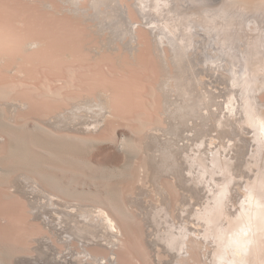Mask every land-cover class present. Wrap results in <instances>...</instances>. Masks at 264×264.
Returning a JSON list of instances; mask_svg holds the SVG:
<instances>
[{"label":"bare ground","instance_id":"1","mask_svg":"<svg viewBox=\"0 0 264 264\" xmlns=\"http://www.w3.org/2000/svg\"><path fill=\"white\" fill-rule=\"evenodd\" d=\"M12 1L0 0V39L4 38L0 43L4 42L3 46L6 45V51L3 50L4 53L3 51H1L2 54L0 53V64H4L6 73L14 75V79L16 78L19 82L13 81L1 86L0 94L3 92L5 95L2 93L0 96H6L3 98L8 100L17 89L20 90L19 96L15 98L12 96V100L6 101V107L11 115L9 120L12 125H10L14 126L16 121L24 120L32 114H48L63 108V114L36 122L32 129L42 132L46 130L49 134L51 132L55 139L57 137L54 131L68 134L66 138H60L63 135H59L57 139L64 144L70 143L72 150L74 143L94 148L110 141L109 144L116 145L120 153L126 154L136 149L138 153L143 152L146 158L137 171L139 178L135 186L120 184L123 174H117L119 170L112 166L110 168L106 163H104L106 165L98 164L99 166L96 167L90 162L95 167L92 170L89 168L91 174L88 175L76 172L72 166L58 168L47 163V167H44L47 170L53 168V171L58 169L71 174L70 177L68 176L70 181L67 179L69 183L66 184L60 182L59 176L56 178L55 174L47 175L39 170L40 173L36 175L28 173L17 175L16 181L19 183L15 181L13 184L15 193L26 199L29 208L26 213L34 217L33 222H28L34 232L27 235L26 239L28 244H36L34 247L29 245L28 249L32 252L36 251L37 256H25L26 263L139 264L138 258L132 251L133 248L143 250L145 258H149L155 264H264V171L260 169L253 181H251L252 177L251 180L247 178L250 177L246 176L247 174L245 177L242 175V169L239 168L241 172L238 168L233 171V166L238 164L243 166L245 158L239 161V158L229 156L227 149L223 151L222 148L218 152H214V149L212 153L206 151L213 146L209 137L206 140L208 142L206 150L194 149V158L197 159L193 158L191 162L193 164L199 162L205 166L207 161L215 163L218 160L219 165L227 167L224 176L215 177L212 173L209 174L207 169L201 171L200 168L193 167V164L187 165L184 156L187 155L186 159H189L190 150L182 151L181 143H184L185 148H188L192 141L198 148L199 144L198 138L196 139L193 134L194 129L189 127L191 123L180 114L181 111L188 113L189 110V106L185 103L186 95H179L180 90L184 88L187 90L186 93L192 91L193 88L190 90L188 88V82L194 78L195 70L202 59H211V62L219 66L213 71L215 76L210 79L216 78L220 81L221 78L224 81L229 75V79L233 78V80L230 79L228 85L220 81L225 88L231 86L230 81H235L240 74L236 64L233 66L234 72L229 71L232 67L230 62L224 65L216 63L218 54L223 51L227 53L230 48L228 42L235 30L231 29V24H244L248 28L243 29L244 36L243 33H239L241 39L243 37L247 39L248 48L245 44L243 52L246 53L247 62L252 65L245 80L264 85V17L260 20L257 16L258 13L264 16V0H219L222 6L216 13L218 19L209 16V21L203 17L194 19L191 17L193 14L190 13L191 16L186 14L187 11L189 13L191 2L194 0H127L128 3L133 1L129 6L133 10V16L128 15V10L123 8L125 0H17L22 2L20 3L22 8L17 13H13L15 9L13 10L12 6L15 3H11ZM27 1L31 3H25ZM84 5L89 6V9H84ZM91 11L96 13L95 17L98 19L96 21H99L94 25H92L95 21ZM252 13L256 16L247 17L246 14ZM52 15L58 17L67 15L66 17L70 19L51 21L48 18ZM131 18H136L137 21L133 23ZM223 18L227 22L226 25L221 23ZM217 26H225L227 31L223 35L228 38L227 41L222 36L215 37L219 34L216 31L219 28ZM88 31L98 35L100 40L97 44L92 45L86 42L90 36L84 35ZM65 32L72 33L73 36L64 38ZM106 34L111 36L105 39L103 36ZM14 44L19 51H15L12 57L10 51L14 48L11 50L10 48ZM207 47H211V50ZM14 58L15 63L12 62ZM12 64H15L14 67ZM86 64L95 65L96 68L90 66L86 68ZM153 64L158 70L157 83L154 84V79H151V91L146 94L148 82L144 74ZM77 66L80 72L75 69ZM48 67L54 68L61 74L69 68L72 72L71 80L63 86L62 79V87L57 91L52 90L49 84L47 90L50 94L42 95L37 83L43 75L42 69ZM110 68L117 71L109 73ZM177 76H179L178 80H176ZM195 79H197L196 76ZM45 80L49 81L48 78ZM196 82L201 85L210 83V81L205 82V79ZM197 85L194 87L198 88ZM86 87H89L91 91L87 92ZM229 88L226 89L230 91ZM209 89L206 88L205 95L208 96V102L211 100L210 97H217L222 99L223 103L225 99L223 95L226 92L222 93L219 90L215 92V89H211L213 91ZM159 93H162L165 98L163 113L159 110L161 102ZM192 93L193 96L195 92L192 91ZM188 94L191 95L189 92ZM199 94L194 95L196 101L202 96ZM237 101L240 104V101ZM211 104L212 106L209 104L205 108L208 112L202 117L207 121H210L211 117L215 118L212 116V108L220 103ZM70 105L73 106L72 109L67 108ZM260 106L262 105L256 101L251 108L259 110ZM193 113L195 116L194 111ZM200 117L201 115L199 120ZM202 118L200 123L203 121ZM122 123H125L130 130V136L119 135L118 130ZM164 124L170 127L166 130L161 127ZM198 125L202 126L199 123ZM49 128L54 131L52 132ZM205 128H207L206 125ZM238 128L236 126L232 129L236 133L235 129L238 130ZM259 129H262V139H264L263 122L259 124ZM177 130H182L180 135L176 132ZM143 132H146L144 141H140L139 136ZM221 132L224 135L223 131ZM182 133L188 134L187 137L183 135L186 141L185 138L181 140ZM235 133L229 132V137L230 134L232 136ZM239 134L236 133L233 137L236 138ZM176 136H180V140ZM216 137L217 135L215 139H218ZM175 139L178 141L176 142ZM7 142L11 148L19 147L20 151L21 148L29 151L28 142L19 141L21 145L18 146L17 141L7 140L0 134V144L6 146ZM36 142L32 144L35 143L33 145L37 147L39 143ZM247 143L246 145L250 144ZM41 144L39 149L48 159L50 156L53 157L52 160L55 158L56 162L70 163V165L83 162L82 155L79 159V157L70 156L72 152L54 153L49 151V148V150L44 149V145L42 144V147ZM75 146L78 147V145ZM248 147H246L248 151L249 148L253 150V147ZM243 150L242 148L241 151ZM42 153V156L32 160L38 168L45 163L41 159L44 156ZM189 156H192V153ZM133 157L136 158L134 155ZM258 157L264 161V151L262 155L259 150ZM88 167L86 165V168ZM44 168L40 169L46 171ZM2 170L0 168V171ZM77 176L90 179L91 186L87 188L85 183L80 185L81 180L79 182L77 180L78 183L74 180L72 183L71 181ZM145 177L146 182L143 181ZM119 179V184L115 187L111 186L112 190L107 182ZM221 180L226 188L223 191L224 195L216 200L209 194L214 193L217 182ZM97 181H104L103 188ZM207 198H210L208 202L205 200ZM211 198L214 200L212 201ZM235 201L236 204H234ZM193 216L196 219L191 220ZM132 239L136 246H140L139 248L133 246ZM120 253L123 255L120 256ZM0 255L3 254L0 253ZM14 257L17 264L22 262L19 256Z\"/></svg>","mask_w":264,"mask_h":264},{"label":"rangeland","instance_id":"2","mask_svg":"<svg viewBox=\"0 0 264 264\" xmlns=\"http://www.w3.org/2000/svg\"><path fill=\"white\" fill-rule=\"evenodd\" d=\"M12 1V0H11ZM220 1H224V0H220ZM219 0H194L193 2H191V7H190V9H189V13H188V11L186 12V14H189V16H191V14H193L191 17L192 18H194V19H200V18H204V19H208V21L210 20L209 19V16H212V17H214V18H216V19H218V16L216 15V13L221 9V6H222V3L220 2ZM129 2H131V3H133V1H129ZM219 2V3H218ZM11 3H15L12 7V9L14 10V12H13V10H12V12L13 13H17L18 11H20L21 10V8H22V6H21V4L20 3H22L21 1H17V0H13ZM25 3H31L30 1H27V2H25ZM25 3H23V4H25ZM124 4V6H123V8L124 9H126V11H127V14L129 15H131V16H133L134 14H133V10L131 9V8H129V6L131 5V3H128V1L127 0H125L124 2H123ZM155 4H156V2H155ZM212 4V5H211ZM218 4H219V6H218ZM221 4V5H220ZM24 6H26L27 7V5L25 4ZM89 6H85L84 5V9H89L88 8ZM29 8V7H28ZM182 11V10H181ZM194 11V12H193ZM94 17H93V19H94V21H95V23H93L92 25H94V24H96V22L98 23L99 21H96V20H98L97 19V17H95V12L93 13V11H91L90 12ZM191 13V14H190ZM200 13V14H199ZM204 13V14H203ZM259 15H257L258 17H259V19L260 20H262V18L264 17L261 13H258ZM195 15V16H194ZM247 15V17H251V16H256L255 14H246ZM67 15H65V16H62V17H58V16H55V15H52L51 17H49L48 19L49 20H51V21H60V20H62V19H66V20H68V19H70L69 17H66ZM217 16V17H216ZM15 17V16H14ZM252 18V17H251ZM15 19V21H16V19H17V16H16V18H14ZM224 19L225 18H223V20H222V24H224V25H226L227 24V22L226 21H224ZM131 20V22H136L137 21V19L136 18H134V19H130ZM63 21V20H62ZM93 21V22H94ZM221 21V20H220ZM227 21H228V19H227ZM74 23V22H73ZM240 23V22H239ZM246 24V23H245ZM219 27V28H218ZM246 26L244 25V24H242V25H240V24H238V25H236V24H231V29H235L234 30V32H233V35L230 37V42H228V45H229V47L230 48H228V50H227V53L229 54V55H227V53H225L224 51L223 52H221V54H218V61L216 62V63H220V64H222V65H224V63H226V62H230V65L232 66L231 68H229V71H234V68L235 67H233L234 66V64H236V67L239 69V71H240V74L237 76V78H235V81H230V84H231V86H228V87H230L229 89H230V91L229 90H227L228 89V87H224V85L223 84H221V83H224V84H227L228 85V83H229V80L230 79H232L233 80V78H230L229 79V75L227 76V79L226 80H221V78H220V81H221V83H220V81L219 80H216V78L214 79V78H212V79H210V77H214L213 76V74L215 73V72H213V71H215V68H217V67H219V66H217V65H215V63H213V62H211V59H202V60H200V64L198 65V67H197V70H195L196 72L194 73L195 74V76H196V78L197 79H195V76H194V78L191 80V82H188L189 83V86H188V88H189V90H190V88L192 89V91L193 92H195L194 93V95L196 96V94H199L200 92L202 93L203 92V94H199V96L200 95H202L201 97H200V99H197L198 101H196L195 99V97H194V95L192 96V91L190 90V91H188L191 95H189L188 94V92L186 93V89L184 88V89H182V90H180V92H179V95H181V94H183L184 96H185V103L187 104L186 106H189L188 108H189V110H188V113L186 112V111H181L180 112V114H182L183 115V117H185V118H187L186 120H187V122L189 121V123H194L193 125H191V124H189V127L191 126V129H194V131H193V134H194V136H196L195 138L197 139V142H198V144H199V148L196 146V145H193L194 144V142L192 141V142H190V144H189V146H188V148H185L184 147V143H181L182 145H181V148H182V151H189L190 153H189V155L192 153V156H189L188 155V157H189V159L187 158L186 159V156H184V158H185V160H186V163H187V165H192L193 163L191 162V161H193V158H194V149H198V150H200V151H205L206 150V143H208L206 140L208 139V137L212 140V142H213V146L212 147H210L209 148V150H206V151H208V152H211L212 153V151H214V152H218V151H220V150H222L223 149V151L225 150V149H227V153L229 154V156H231V157H237V158H239V161H241V160H243V158H245V160L243 161V166H240V164H238L237 166H233L232 167V170L233 171H236V169L238 168V170H239V168H240V170L242 171H240L241 173H242V175H244V177H245V175L246 176H250V177H247V178H249V180H251L250 178L252 177L253 179L251 180V181H253L255 178L254 177H256V174L260 171V169L262 170V171H264V161L263 160H260L259 159V157H258V154H259V150L261 151V153H262V155H263V151H264V139H262L263 138V131H262V129H259V124H261L262 122L264 123V121H262V119L264 120V85H258V83L257 82H248V81H246L245 79L247 78V72H248V70L250 69V67L252 66L251 64H249L248 62H247V56H246V53L245 52H243V51H245V44H246V48H248V46H247V43H246V41H247V39L245 38L244 39V37L241 39V35L239 34V33H243L242 35L244 36L245 35V32H244V28H245ZM217 28L218 29H216V31H218V33L219 34H217V35H215V37H217V38H219L220 36H222L223 37V39H225L226 41H227V39L228 38H226V36L225 35H223V34H225L226 33V31L227 30H225V26H217ZM223 28H224V31H223ZM222 29V30H221ZM242 29V30H241ZM246 30L248 29L247 27L245 28ZM220 31V32H219ZM90 33V34H89ZM72 33H69V32H65V37L64 38H66V37H68V36H73V35H71ZM89 35L90 37L88 38V40L86 41L87 43H91L92 45H95V44H97V42L100 40L99 39V37H98V35L97 34H94L93 35V33L92 32H90V31H88V32H85V35L84 36H86V35ZM237 34V35H236ZM3 35V34H2ZM92 35V36H91ZM82 36V35H81ZM109 36H111L110 34H106L105 36H103L105 39H108L109 38ZM107 37V38H106ZM4 39V38H3ZM3 39H2V37H1V39H0V41L2 40L3 41ZM94 40V41H93ZM1 41V42H2ZM229 41V40H228ZM234 43H236V44H234ZM1 45H0V48L2 47H4L3 49L1 48L0 49V53L2 54V52L1 51H6L5 49V46L6 45H4L3 46V44H4V42H3V44L2 43H0ZM234 44V45H233ZM241 44V45H240ZM21 45V44H20ZM16 46V44H14L13 46H11L12 48H10V50L11 49H13V51H10L11 52V55H12V57H13V55L16 53V52H18L19 50H17V47H15ZM232 47V48H231ZM207 48H209L208 50H211L210 48L211 47H207ZM4 51H3V53H4ZM16 51V52H15ZM14 52V53H13ZM245 53V54H244ZM235 55H237V56H235ZM1 56V55H0ZM246 57V58H245ZM244 58V59H243ZM12 62L13 63H15L16 61H15V58L12 60ZM199 62V61H198ZM233 64V65H232ZM4 64H0V88H1V86H3V85H5V84H9V83H11V82H17V83H19L18 82V80L15 78L14 79V75H12V74H7L6 73V67H4L3 66ZM13 65V67H14V65L15 64H12ZM67 66H69V65H67ZM92 67V68H96V66L95 65H92V64H86V68L87 67ZM109 66H111L110 64H109ZM241 66V67H240ZM12 67V66H11ZM13 67L12 68H10L11 70L13 69ZM210 67V68H209ZM214 68V69H213ZM236 68V69H237ZM3 69L5 70V71H3ZM75 69H77V72H80L79 70V67L77 66ZM213 69V70H212ZM2 71V72H1ZM117 70H113L112 68H110V70H108V72L109 73H114V72H116ZM157 66L156 65H152L151 67H150V70L147 72V73H145L144 74V77H146V79H147V85H148V89H147V91H146V94H149V92L151 91V79H154L153 81H154V84L155 83H157L156 82V78H157ZM211 71H212V74H211ZM242 71V72H241ZM42 73H43V75L41 76V78H40V80L38 81V87H40V89H41V93H42V95H47V94H50V92H48V87H49V84L51 85V87H52V90H54V91H57L58 89H61V84H62V82H61V80L63 79V86H65L66 85V83H70V80H71V71L69 70V68L68 69H66L62 74L60 73V72H58L57 70H55L54 68H52V67H48L47 69H42V71H41ZM54 73V74H51V73ZM235 72V71H234ZM234 72L232 73L233 75H234ZM206 73V74H205ZM197 74H199L198 76H197ZM202 74V75H201ZM201 75V76H200ZM204 75V76H203ZM211 75V76H210ZM232 75V76H233ZM205 76H207V77H205ZM199 77H201L200 79H199ZM45 78H48L49 79V81L47 80H45ZM177 78H179V76H177L176 77V80H178ZM259 80H260V78L259 77H257ZM203 79H205V82H207V81H210V83H204V85H201V83H199V82H196V81H199V80H203ZM206 79H208V80H206ZM223 79V78H222ZM225 79V78H224ZM15 80H17V81H15ZM175 80V79H174ZM173 80V82L175 83V81ZM195 80V81H194ZM215 80V81H214ZM242 80V81H241ZM215 82V83H213V82ZM219 81V82H218ZM227 81V82H226ZM204 82V81H203ZM226 82V83H225ZM259 82V81H258ZM195 85H194V84ZM197 83H198V85H197ZM219 83V84H218ZM176 84V83H175ZM200 84V85H199ZM210 84V85H209ZM256 84V85H255ZM191 85V86H190ZM199 86L198 88H197V90H195L196 88L194 87V86ZM208 85H209V87H208ZM249 85V86H248ZM203 86V87H202ZM216 86V87H215ZM217 86H219V87H217ZM226 86V85H225ZM236 86V87H235ZM215 87V88H214ZM195 88V89H194ZM201 88V89H200ZM203 88V89H202ZM206 88L207 89H209V90H211V89H213L215 92H216V90L218 91L219 90V92H221L222 91V93H224V92H226V93H224V101H223V103H222V99H217V97L216 98H212V97H210V99L211 100H213V102L210 100L209 102H208V96H205L206 95ZM218 88V89H217ZM2 89V88H1ZM89 89V90H88ZM238 89L240 90V91H238ZM248 89V90H247ZM44 90H46V91H44ZM86 90H87V92H89V91H91L90 90V88L89 87H86ZM202 90V91H201ZM213 90H211V91H213ZM43 91V92H42ZM198 91H200V92H198ZM224 91V92H223ZM228 91V92H227ZM239 93H238V92ZM242 91V92H241ZM2 92V91H1ZM17 92H18V94H17ZM85 92V91H84ZM236 92V93H235ZM3 93V92H2ZM1 93V94H2ZM0 94V95H1ZM19 94H20V90L19 89H17V91L12 95L14 98L15 97H17V96H19ZM188 94V95H187ZM3 95H5L4 93H3ZM204 95V96H203ZM236 95H241V96H236ZM2 96V95H1ZM0 96V104L3 106H1L0 105V107H1V112H2V114L0 115V119H1V121H0V134H2L4 137H6L7 138V140H15V141H17V145L18 146H20L21 144H20V142L19 141H22V142H28L29 144H30V147H29V151H27V150H24V148H21V151H20V149H19V147H18V149L17 148H11V146H10V144H9V142H7L8 144H6V146H3V145H1L0 144V168L1 169H3L2 171H0V250L2 249L3 251H4V253H3V251L1 250L0 251V253H2L3 255H0V259H1V261H0V264H17V261H16V259H15V257L14 256H19L20 257V259L22 260V262H20L19 264H30V263H26L27 262V260H26V258H24L25 256H30V257H32V256H37V253H36V251L35 252H32V251H30L28 248L31 246V247H34L35 245H30V244H28L27 242V239H26V237H27V235H29V234H31V233H33L34 232V229L31 227V225L28 223L29 221L30 222H33V220H34V217H33V215H30V214H28V213H26V212H28L29 210V208H28V203H27V201H26V199H24L22 196H20L19 194H17V193H15V188H14V185L13 184H15V181H16V178H17V175H19V176H21L23 173H25V174H32V175H36L37 173H40V172H42V173H45V174H47V175H54L56 178H57V176H59V180H61L60 182H63V183H69V178H68V176L70 177V175L71 174H69V173H64V172H62V171H59L58 169H56V170H54L53 171V168H51V169H46V168H44V167H47V165L49 164L50 166H53V167H61V168H70L71 166H72V168H74V170L76 171V172H78V173H83V175L84 174H86V175H88V174H91V171H90V169L92 170L93 169V167H97V166H99L98 164H100V165H102V164H104V163H106L107 164V166L109 165V167L111 168V166L112 167H116L119 171L117 172V174H119V175H121V174H123V178H121V183L120 184H123V185H128V184H134V186H135V184L137 185V183H138V178H139V175H138V172L137 171H139L138 169H139V167H140V165H143L144 164V161H145V155H144V153L143 152H141V153H138V151L136 150V149H134V150H131V151H129V152H127L126 154H124L123 152L122 153H120L119 152V150H118V148H116L117 146L116 145H114V144H109V142L107 141V142H105V143H107V144H105V143H103V145L101 144V146L99 147L98 145L96 146V147H92V146H83V145H79V144H76V143H72L74 146H73V150H72V145L70 144V143H67V144H64L63 142H61L59 139H57V138H59V135L60 136H62V137H60V138H66L67 136H68V134H66V133H64V132H60V131H54L53 129H51V128H49L50 130H52V132L54 131V133L56 134V139H55V137H54V135H53V133H51L50 132V134L48 133V131H47V133H46V130H43V132L42 131H40V130H37V129H32V127L33 126H35V124H36V122H40L41 120H47V119H49L50 117H55V116H58V115H61V114H63L64 113V109L63 108H61V109H57V110H55V111H52V112H49L48 114H39V115H37V114H35V115H29V117L27 116V118H25L24 120H18V121H16L15 123H14V126H11L12 125V122H11V120H9V119H11L10 117H11V115H10V113L8 112V107H6V104H7V102L6 101H9L11 98L13 99V97L11 96V98L10 99H8V100H5V98H6V96H3V97H5V98H3V97H1ZM190 97V99H191V101H190V99H189V97ZM236 96V97H235ZM242 97V98H241ZM246 97V98H245ZM148 98H150V96L148 95ZM162 98V99H161ZM195 98V99H194ZM245 98V99H244ZM11 99V100H12ZM189 99V100H188ZM215 99V100H214ZM227 99V100H226ZM217 100V102H215ZM218 100H221L220 102L218 101ZM237 100H239L240 101V104L238 103V101ZM159 101H161L160 102V111L163 113L165 110H164V104H165V98H164V96H163V94L162 93H159ZM188 101H189V103H188ZM258 102V103H260L262 106H260V108H259V110H254V109H252L251 107H252V105L253 104H255V102ZM6 102V103H5ZM197 102V103H196ZM220 103V104H216L215 106H214V104H213V114L214 113H217L216 115L214 114H212V116H215V118L214 117H211V118H209V120L210 121H207L206 119H203L202 117H203V115L205 114V113H207L208 111L205 109V108H207L208 107V105L209 106H212V104L211 103ZM251 102V103H250ZM5 103V106L3 105ZM162 103V104H161ZM224 105V107H223V105ZM207 105V106H206ZM222 105V106H221ZM235 105V106H234ZM240 105V106H239ZM219 106V107H218ZM238 106H239V108H238ZM193 107V108H192ZM195 107V108H194ZM217 107V108H216ZM220 107H222V109H219ZM68 109H72L73 108V106H68L67 107ZM211 107H209V109H210ZM223 108H224V110H223ZM233 110H232V109ZM237 108V109H236ZM205 109V110H204ZM211 109V110H212ZM240 109V111H238ZM191 110H192V112H191ZM223 110V111H222ZM236 110H237V112H236ZM6 111V112H5ZM62 111V112H61ZM193 111L195 112V116H194V113H193ZM203 112V114H202V112ZM217 111V112H216ZM221 113H220V112ZM59 112V113H58ZM185 112V113H184ZM201 112V113H200ZM218 112H219V114H218ZM4 113V114H3ZM200 113V114H199ZM237 113V114H236ZM196 114H199V115H201V117H200V120H199V115H196ZM3 115V116H2ZM8 115V116H7ZM237 115V116H236ZM234 116H236V117H234ZM197 117H198V119H197ZM201 118L203 119V121L202 122H204V121H206V123L204 122V124L206 125V127L208 128H205V125L201 122L200 123V121H201ZM245 120H244V119ZM39 119V120H38ZM213 119V120H212ZM220 119V120H219ZM235 119H237L236 121H235ZM250 119V120H249ZM5 120V121H4ZM191 120V121H190ZM195 120V121H194ZM219 120V121H218ZM242 120V121H241ZM34 121V122H33ZM262 121V122H261ZM5 122H6V124H5ZM8 122H11V123H8ZM214 122V123H213ZM232 122V124L230 125V123ZM197 123V124H196ZM198 123L199 124H202V126L201 125H198ZM216 123V124H215ZM224 123H226V124H224ZM11 124V125H10ZM208 124V125H207ZM209 124H211V125H209ZM212 124H214V125H212ZM24 125V126H23ZM122 125H124V126H122ZM222 125V126H221ZM228 125V126H227ZM237 126V128H238V130H240V131H238L237 129H235L236 130V133L238 134V133H240L239 135H237V136H239V138H237V136H236V138L235 137H233V136H235L236 135V133H235V131H234V129H232V128H235L236 126ZM15 126H17V127H15ZM21 126V127H20ZM25 126H26V128H25ZM122 126V127H121ZM121 128L119 127V135L120 136H122V134H127V135H129L130 136V134H131V132H130V130L127 128V126H126V124L124 123H122L121 124ZM199 126V127H198ZM202 127V129H200L201 127ZM232 126V127H231ZM235 126V127H234ZM161 127H164V129H168L169 127H170V125H168V124H164V125H161ZM193 127V128H192ZM197 129V131H196V129ZM247 128V129H246ZM253 128V129H252ZM258 128V129H257ZM48 129V130H49ZM216 129V130H215ZM49 130V131H50ZM200 133H199V132ZM211 131V132H210ZM213 131V132H212ZM219 132V133H217V132ZM221 131H223V134L224 135H222V132ZM225 131V132H224ZM235 133V135L233 134L232 136H231V134L233 133V132ZM42 132V133H41ZM45 132V133H44ZM176 132H178L179 133V135L181 134L180 132H182V130L181 131H179V130H177ZM229 132L231 133L230 134V137H229ZM145 133L146 132H143L139 137H140V141L142 140V141H144V137H145ZM184 133V132H183ZM182 133V135L181 136H183L184 134ZM195 133H196V135H195ZM198 133V134H197ZM206 133V134H205ZM212 133H214V134H212ZM259 133V134H258ZM261 133V134H260ZM192 134V135H193ZM209 134V135H208ZM58 135V136H57ZM188 136V134H186L185 133V135L184 136ZM217 135V137H218V139H215V136ZM220 135V136H219ZM228 135V136H227ZM240 135H241V137H240ZM178 137V136H176V138H178L179 140H180V138H181V140L182 139H184L185 138V141H186V137ZM212 136V137H211ZM225 136H227V137H225ZM52 137V138H51ZM216 137V138H217ZM221 137V138H220ZM48 138V139H47ZM142 138V139H141ZM214 138V139H213ZM234 138V139H233ZM258 138V139H257ZM53 139H55V140H53ZM203 139H204V141H203ZM227 139H229V140H227ZM243 139V140H242ZM39 140H41V141H39ZM50 140V141H49ZM176 140V142L178 141L177 139H175ZM232 140V141H231ZM244 142V143H242V141ZM249 140V141H248ZM36 141H38V142H36ZM48 141V142H47ZM57 141V142H56ZM60 141V142H59ZM219 141V142H218ZM245 141H247V142H249L250 144L249 145H246V144H248L247 142L245 143ZM32 142H36V143H42L43 145H44V147H43V145H42V147L45 149V148H47V150H49V151H53L54 153H60V152H62V153H66V154H68V153H70V152H72V154L70 153L69 155L71 156H76V158H78L79 157V159H81L80 157H82V161L83 162H79V164L78 163H76V164H74V165H70V163L68 164H62V163H60V162H56V159L54 158V160H52L53 159V157H50V156H48L50 159H48L47 158V156H46V154L44 155V153H42L41 151H40V149H39V147H41L39 144H37L38 146L36 147L35 145H33V144H35V143H33L32 144ZM175 142V141H174ZM200 142V143H199ZM209 142H210V140H209ZM47 143V144H46ZM54 144V146H53V144ZM55 143H56V145H55ZM62 144V146H61V144ZM219 143V144H218ZM222 143V144H221ZM231 143V144H230ZM49 144V145H48ZM186 144V143H185ZM225 144H229V145H225ZM46 145H48V146H46ZM71 145V146H70ZM75 145H78V147L77 146H75ZM193 145V146H192ZM251 145V146H250ZM256 145V146H255ZM53 146V147H52ZM64 146V147H63ZM80 146V147H79ZM175 147H176V145H174ZM183 146V147H182ZM202 146V147H201ZM204 146V147H203ZM217 148H216V147ZM227 146V147H226ZM253 147V150H251L249 147ZM51 147V148H50ZM70 147V148H69ZM86 147V148H85ZM214 147V148H213ZM246 147H248L249 148V151H248V149L246 148ZM49 148V149H48ZM61 148V149H60ZM74 148H76V149H74ZM78 148H79V150H78ZM81 148V149H80ZM190 148V149H189ZM222 148V149H221ZM242 148L244 149L243 150V152L241 151L242 150ZM25 151L24 153L22 152L23 150ZM31 149V150H30ZM36 149V150H35ZM64 149V150H63ZM96 149V150H95ZM214 149V150H213ZM241 149V150H240ZM66 150V151H65ZM83 150V151H82ZM92 150H94V151H92ZM135 150H136V152H135ZM38 151V152H37ZM58 151V152H57ZM64 151V152H63ZM74 151H76V152H74ZM100 151V152H99ZM193 151V152H192ZM237 153H236V152ZM253 151V152H252ZM254 151H255V153H254ZM78 152V153H77ZM40 153V154H39ZM41 153L44 155L43 157L44 158H47V160H44V158L42 157L41 159L43 160V161H45V163H43L44 165L43 166H41L42 167V169L44 168L46 171H44V170H41L40 168L41 167H37L36 165H35V163L32 161L33 159H37L38 157L37 156H42L41 155ZM75 153V154H74ZM90 153V154H89ZM129 153V154H128ZM248 153V154H247ZM37 154H39V155H37ZM74 154V155H73ZM136 154V155H135ZM137 154H138V156H137ZM236 154V155H235ZM82 155V156H81ZM98 155V156H97ZM133 155L136 157V158H134L133 157ZM127 156H128V158H127ZM242 156H244V157H242ZM131 157V158H130ZM198 157V156H197ZM101 158V159H100ZM105 158V159H104ZM40 159V160H41ZM87 159V160H86ZM99 159V160H98ZM135 159V160H134ZM137 159V160H136ZM194 159H197V158H194ZM264 159V158H263ZM86 160V162L84 163V161ZM134 160V161H133ZM103 161V162H102ZM129 161V162H128ZM131 161V162H130ZM250 161V162H249ZM261 161V162H260ZM87 162H89V163H87ZM90 162L92 163V164H95V166H92V164H90ZM48 163V164H47ZM132 165H131V164ZM197 163H198V166H196L197 165ZM197 163H194L193 164V167H196V168H200L199 170H203V169H207L208 171H209V174L210 173H212L215 177H219V178H222L223 176H224V173H225V171L227 170V167L226 166H222V165H219V162H218V160H216L215 161V163H211L210 161H207V164L204 166V165H202V164H200L199 162H197ZM246 163V164H245ZM82 164V165H81ZM83 164H84V166H83ZM106 164H104V165H106ZM200 164V165H199ZM63 165V166H62ZM86 165H87V167H88V165H91V167H88V168H86ZM129 165V166H128ZM3 166V167H2ZM4 167H5V169H7V170H5L4 169ZM84 167V168H83ZM9 168V169H8ZM38 168V169H37ZM76 168V169H75ZM90 168V169H89ZM247 168V169H246ZM13 169V170H12ZM82 169H83V171H82ZM89 169V170H88ZM126 169V170H125ZM129 169V170H128ZM252 169V170H251ZM257 171H256V170ZM40 172H39V171ZM121 170H123V171H121ZM231 170V171H232ZM237 170V171H238ZM251 170V171H250ZM90 171V172H89ZM124 171H126V172H124ZM218 171V172H217ZM220 171V172H219ZM253 171V172H252ZM255 171V172H254ZM9 172V173H8ZM87 172V173H86ZM94 172H96V171H94ZM128 172V173H127ZM227 172V171H226ZM246 172V173H245ZM19 173H21V174H19ZM60 175H59V174ZM137 173V174H136ZM218 173V174H217ZM245 173V174H244ZM24 174V175H25ZM67 174H69V175H67ZM80 174V175H81ZM129 174H131V176H129ZM23 175V176H24ZM63 175L65 176V177H63ZM127 175V176H126ZM18 176V177H19ZM61 176V177H60ZM129 176V177H128ZM134 176V177H133ZM67 177V178H66ZM143 177V176H142ZM62 178H64V179H62ZM76 179H73V181H71L72 183H74V180H75V182L76 183H78L79 182V180H81L80 182H82V183H80L79 182V184L81 185V184H83V183H85V184H87V188L89 187V186H91V180L90 179H85V177L84 176H82V177H80V176H77V177H75ZM83 178V179H82ZM25 179V178H24ZM66 179V180H65ZM69 181H68V180ZM77 180H78V182H77ZM124 180V181H123ZM137 180V181H136ZM146 177L144 178V182H146ZM86 181V182H85ZM136 181V182H135ZM104 182V181H103ZM102 181H97V183H99L98 185H100V187H102L103 188V185H104V183H103ZM111 182V183H110ZM113 182V183H112ZM118 182H120V179L119 180H117V181H109V182H107L109 185H110V187L112 186V187H115L116 186V184H119ZM234 182V181H233ZM233 182L231 183L232 185H233ZM16 183H19V182H17L16 181ZM28 183V182H27ZM90 185H89V184ZM103 183V184H102ZM204 183V182H203ZM203 183H201V185H203ZM85 187H86V185H84ZM111 187V189L113 190V188ZM146 188H147V186H145ZM204 187V186H203ZM221 187H223V188H221ZM219 188V189H218ZM226 187H225V185L223 186L222 185V180L220 181V182H217V185H216V187H215V189H214V193H210L209 194V196L210 197H212V198H215L216 200H218V199H220L223 195H224V193H223V191H224V189H225ZM110 189V190H111ZM115 189V188H114ZM128 189V188H127ZM126 189V190H127ZM219 190V191H218ZM217 191V192H216ZM222 191V192H221ZM220 192V193H219ZM213 194H217L216 196L215 195H213ZM222 194V195H221ZM241 194V193H240ZM219 196V197H218ZM21 197V198H20ZM239 197V196H238ZM22 198H23V200H22ZM211 198V200L213 201L214 199H212ZM207 202L210 200V198H207V199H205ZM234 204H236V201L234 202ZM192 205V204H191ZM27 207V208H26ZM199 207V206H198ZM237 209V208H236ZM236 209L234 210V211H236ZM234 211H232V212H234ZM239 212H237V214H238ZM5 219V220H4ZM6 219H8V220H6ZM194 219H196L195 218V216H193L192 217V219L191 220H194ZM14 220V221H13ZM20 221H21V223H20ZM12 222V223H11ZM26 223V224H25ZM16 224H18V225H16ZM20 226V227H19ZM19 227V228H18ZM140 228H141V226H140ZM37 229V228H36ZM140 232V231H139ZM19 234V235H18ZM141 234V233H140ZM40 235H42V234H40ZM14 239H16L15 241H14ZM18 240V241H17ZM14 241V242H13ZM23 241V242H22ZM25 241V242H24ZM132 242H133V246L135 245V247H137V248H139L140 246H136V243H134V241H133V239H132ZM14 243V244H13ZM16 243L18 244V245H21V246H16ZM22 243L24 244V245H22ZM26 243L28 244V245H26ZM27 247H26V246ZM30 245V246H29ZM25 246V247H24ZM28 251H27V250ZM62 250L64 249V247L63 248H61ZM132 251H133V253L135 254V256L138 258V260H139V264H155V262L153 261H151L149 258H145V256H144V251L143 250H141V249H139V250H135V249H133L132 248ZM15 253V254H14ZM13 254V255H12ZM121 255H123V253H120V256ZM3 256V257H2ZM4 258V259H3ZM14 258V259H13ZM149 261V262H148ZM2 262V263H1Z\"/></svg>","mask_w":264,"mask_h":264}]
</instances>
